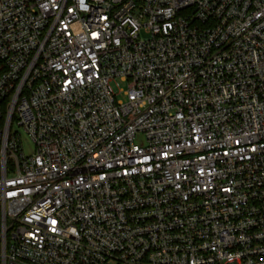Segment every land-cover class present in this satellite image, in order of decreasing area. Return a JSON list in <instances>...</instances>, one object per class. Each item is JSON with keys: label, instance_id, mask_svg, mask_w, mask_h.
Returning a JSON list of instances; mask_svg holds the SVG:
<instances>
[{"label": "built area", "instance_id": "obj_1", "mask_svg": "<svg viewBox=\"0 0 264 264\" xmlns=\"http://www.w3.org/2000/svg\"><path fill=\"white\" fill-rule=\"evenodd\" d=\"M0 264H264V0H0Z\"/></svg>", "mask_w": 264, "mask_h": 264}, {"label": "rangeland", "instance_id": "obj_2", "mask_svg": "<svg viewBox=\"0 0 264 264\" xmlns=\"http://www.w3.org/2000/svg\"><path fill=\"white\" fill-rule=\"evenodd\" d=\"M117 83H119V82H113V83H112V87H113V89H114V92H115L116 94H119L120 89H121V88L125 89L127 86H126V84H124V83H119V85H117ZM118 98H119V99H123V96H122V95H119ZM24 147H25V153H26V154L30 153V151H31V145L27 142V140L24 141Z\"/></svg>", "mask_w": 264, "mask_h": 264}]
</instances>
